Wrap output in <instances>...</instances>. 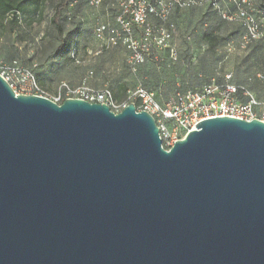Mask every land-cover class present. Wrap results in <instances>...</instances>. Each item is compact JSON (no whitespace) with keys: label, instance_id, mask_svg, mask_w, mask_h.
<instances>
[{"label":"water","instance_id":"water-1","mask_svg":"<svg viewBox=\"0 0 264 264\" xmlns=\"http://www.w3.org/2000/svg\"><path fill=\"white\" fill-rule=\"evenodd\" d=\"M0 264H264V121L206 118L166 150L133 102L0 76Z\"/></svg>","mask_w":264,"mask_h":264},{"label":"built area","instance_id":"built-area-1","mask_svg":"<svg viewBox=\"0 0 264 264\" xmlns=\"http://www.w3.org/2000/svg\"><path fill=\"white\" fill-rule=\"evenodd\" d=\"M206 1H210L212 6L219 10L218 0H156L155 3H150L149 0H119L120 14L116 21L120 25V31L99 23L93 34L106 46L121 43L128 51L127 64L133 73L153 49L162 51L168 48V56L176 61V47L170 44L174 26L166 23L168 16L175 6L184 8ZM227 1L235 5V11L228 13L221 10L222 17L240 22L245 28L239 47L245 49L253 41L264 38L260 30L261 22L253 14L252 1ZM90 4L96 7L100 0H90ZM149 14L158 18L161 24L156 26L150 24L147 20ZM126 15L130 16L129 20L125 19ZM133 25L142 28L139 37L134 35ZM0 76L16 94L39 95L57 104L66 98H78L91 103L106 104L113 112L118 113L133 102L137 111L144 110L154 117L161 145L166 150H169L175 141L183 138L196 123L206 118L228 116L247 121L252 119L264 121V101L257 100L246 88L230 83L231 74H225L222 83H216L212 79L201 89L177 91L164 103L157 102L153 93L138 82L133 90L127 92L126 98L119 105H115L109 90L95 89L85 81L77 86L61 82L58 91L49 95L39 86L33 72L16 61L10 63L0 61ZM257 76L261 77L259 74Z\"/></svg>","mask_w":264,"mask_h":264},{"label":"trees","instance_id":"trees-1","mask_svg":"<svg viewBox=\"0 0 264 264\" xmlns=\"http://www.w3.org/2000/svg\"><path fill=\"white\" fill-rule=\"evenodd\" d=\"M26 1L27 0H0V21L5 20L8 15L15 18L16 14L23 10ZM118 1L119 0H106L105 2L106 8L113 13L114 23L109 24L108 22L98 21L92 28V34L94 28L99 23L105 24L108 28L120 31V25L116 21V17L120 14ZM149 2L155 3L156 0H149ZM76 3V0H58L49 18L47 34L50 36V40L47 44L40 47L36 59L37 69H34L35 71L31 70L40 87H42L41 84H45L47 80H52L53 78L59 81V85L61 82H65L60 80V73L64 70L67 63L73 60V55L69 53L71 50L77 49L80 40V32L82 31L81 26L75 23L70 24L69 22L71 17H75L70 15V11L72 6ZM217 3L219 10L214 8L210 1H206L202 2L200 5L184 8L175 6L171 11L166 23L173 24L174 26L171 41L177 40L179 42L178 49L176 48V61H173L168 55L158 53L160 50L153 49L150 54L147 55L145 61L142 64H139L136 67V71L133 73L129 70L127 64L128 51L121 43L113 46L102 44L104 45V49L122 47L126 51L125 61L127 72L122 79L117 80L118 98L120 100L126 98L131 83L133 88H135L138 82H140L144 88L150 92H158L162 90L164 98L170 93H175L177 91L184 92L188 89H201L202 86L210 83L212 79L216 83H222L224 81V75L219 78L217 77L216 79L211 77L215 65L217 64V58L220 56V49L223 48L230 39H235L237 46L239 47V43L245 34V28L240 22L229 21L221 15V10L228 13L234 12L235 5L233 3L227 0H218ZM102 4L103 0H100L98 6L95 7L91 4L90 5L97 8ZM252 9L254 16L259 20L253 1ZM178 10H187L190 15H192V18H190L187 23L185 22L182 25L179 24L175 15ZM262 10V15H264V8ZM125 19L129 20L130 16L126 15ZM147 20L154 26L161 24L160 20L152 14L148 15ZM227 24H229L231 28L230 31L223 36L220 33V29ZM141 29V27L133 25L134 35L139 37ZM177 30H179L178 33ZM260 30L264 35V25L262 23ZM105 35H108V31H106ZM200 45H204V48L202 52L195 56L193 62V60H191L192 47ZM243 50H249L247 58L254 61L255 64L263 62L264 38L253 41ZM12 61H16L20 64L17 59H11L5 63H10ZM252 66L253 63H250L249 67H245L244 69L237 67L236 71L231 74L229 82L246 88L254 95V93H257L256 88L258 83L262 82V79L257 76L258 73L251 75L249 69ZM196 67H198L197 69H199V72L196 70ZM181 72V88H173V83L166 82L169 75L179 76ZM164 84H166L167 88H161ZM254 96L257 100L264 101L262 97ZM157 100L159 99L156 98V101Z\"/></svg>","mask_w":264,"mask_h":264},{"label":"rangeland","instance_id":"rangeland-1","mask_svg":"<svg viewBox=\"0 0 264 264\" xmlns=\"http://www.w3.org/2000/svg\"><path fill=\"white\" fill-rule=\"evenodd\" d=\"M57 1L27 0L23 10L19 11L15 18L8 15L5 20L0 21V61L6 62L17 59L20 64L28 69L33 71L37 69L36 59L39 49L50 40L47 28ZM252 1L257 11V17L264 25V15H262L264 0ZM76 2L70 11V15L75 17H71L69 22L81 26L82 31L80 32L77 49L71 50L69 53L73 55V60L69 61L64 70L61 71L60 80L72 86H77L85 81L95 89H107L111 92L115 105H119L123 100L118 98L117 80L122 79L127 72L126 51L122 47L104 49V45L95 39L92 34V28L98 21L113 24V13L106 8V0H103V4L97 8L92 7L89 0H76ZM175 15L181 25L192 18L187 10H178ZM230 28L229 24L224 25L221 27L220 33L225 36ZM178 32L179 30H177ZM172 43L178 49L179 42L174 40ZM203 48V45L192 47L191 60L193 62L195 56L202 52ZM248 51L239 48L235 39L228 40L225 46L220 49V56L217 58V64L211 77L216 79L225 74H233L237 67L244 69L249 67L250 63H253L249 72H251V75L258 73L262 79V82L258 83L257 93H254V95L264 99V61L255 64L254 61L247 58ZM197 68L196 70L199 72ZM182 72L179 76L169 75L166 82L173 83V88H181ZM131 84L129 88L133 90ZM41 85L49 95H53L58 91L59 81L53 78ZM161 88H167L166 84ZM151 92L155 99H159L157 100L159 102H164L172 97L174 93H170L164 98L162 90Z\"/></svg>","mask_w":264,"mask_h":264},{"label":"crops","instance_id":"crops-1","mask_svg":"<svg viewBox=\"0 0 264 264\" xmlns=\"http://www.w3.org/2000/svg\"><path fill=\"white\" fill-rule=\"evenodd\" d=\"M172 42H174V40H172L170 42L171 45L175 46ZM204 46V45H203ZM176 47V46H175ZM177 48V47H176ZM160 54H165V55H168V52L166 50H162V51H159Z\"/></svg>","mask_w":264,"mask_h":264}]
</instances>
